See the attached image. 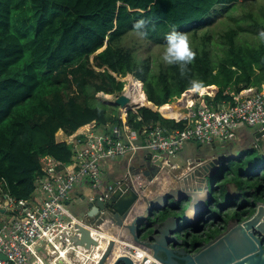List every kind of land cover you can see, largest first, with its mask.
<instances>
[{"label": "trees", "instance_id": "1", "mask_svg": "<svg viewBox=\"0 0 264 264\" xmlns=\"http://www.w3.org/2000/svg\"><path fill=\"white\" fill-rule=\"evenodd\" d=\"M246 1L257 3L256 10L236 6ZM258 2L0 0V177L5 179V191L16 199L30 198L41 175L43 156L70 163L71 146L57 140L59 131L76 136L87 125H119V115L110 113V105L96 95H118L124 87L120 78L131 75L143 82L145 106L124 112L127 125L135 131L155 123L170 130L182 129L183 122L162 117L158 109L191 89V79L203 81L204 88L211 91L215 88L210 86L217 87L213 98H203L211 106L229 99L224 94L227 88L234 93L260 89L264 84V40L259 36L264 31V0ZM140 19L149 21L144 39L133 30ZM173 30L188 34L196 52L184 77L178 66L164 64L160 56L141 60L134 53L144 41L165 45L166 35ZM251 161V150L243 151L236 164L223 166L215 178L218 190L214 188L207 201V211L211 213L212 206L216 209L214 222L226 224L225 211L232 219L243 221L254 213L256 203L264 202V173L260 174L264 167L256 163V170L246 181L241 180ZM235 168L238 194L227 199L226 177ZM221 176L224 184L217 186ZM247 181L252 185L247 186ZM172 207L160 210L157 219H147L148 235L169 215L184 219L186 203L180 201ZM203 214L200 223H188L186 227L192 228L182 233L191 247L222 232L220 227L210 228L216 222L205 230L209 215L202 220Z\"/></svg>", "mask_w": 264, "mask_h": 264}, {"label": "built area", "instance_id": "2", "mask_svg": "<svg viewBox=\"0 0 264 264\" xmlns=\"http://www.w3.org/2000/svg\"><path fill=\"white\" fill-rule=\"evenodd\" d=\"M207 88L201 95L193 92L189 104L181 108L183 115L173 119L184 123L182 129L170 130L155 123L135 131L127 125L123 112L120 124L108 132L95 133V126L90 125L78 135L69 136L65 142L72 149L70 163L43 156L41 175L28 199L12 197L4 189L5 179L0 177V254L6 259H0V264H74L79 247L72 242L77 220L67 204L73 190L83 185L95 191L89 200L95 196L107 200L113 188L103 182L106 163L121 159L132 162L138 153H155L165 158V172H176L180 168L174 159L189 142L225 144L233 141L242 127L264 129V84L260 89L251 87L239 93L227 88L224 94L229 99L215 106L205 105L203 98H213L218 89L214 86L215 91L207 92ZM191 92H184L176 99L178 103ZM131 172L128 170L125 176ZM129 255L134 264H156L138 261L135 250Z\"/></svg>", "mask_w": 264, "mask_h": 264}, {"label": "water", "instance_id": "3", "mask_svg": "<svg viewBox=\"0 0 264 264\" xmlns=\"http://www.w3.org/2000/svg\"><path fill=\"white\" fill-rule=\"evenodd\" d=\"M113 102L120 109L130 107L129 98L123 92L115 96ZM153 106L155 111L157 107ZM254 138L263 143L264 129L258 130ZM149 158L144 172H131L118 181L108 182L113 192L104 202L97 196L81 201L74 214L77 220L74 227L77 233L72 238L74 245L90 251L89 248L97 247L99 242L106 239L102 237L106 230L116 228L131 241L130 251L136 250L133 247L135 244L163 264H264V202L256 203L254 213L249 218L240 222L236 220L234 227H228L224 233L194 252H187L190 246L187 238L182 241L174 236L182 220L173 215L156 223L155 230L148 235L146 220L156 218L160 210L174 207L180 201L189 202L184 219L192 223H197L202 213L204 217L209 214L207 201L215 186V182L210 185L209 181L213 169L219 164L215 157L203 154L184 173L166 172L170 184L162 191V181L159 179L165 172V158L160 155ZM119 181L122 183L119 184ZM211 203L208 202V205ZM114 247L113 240L107 241L96 264H134L129 250L128 255L115 257ZM0 259L6 260L1 254Z\"/></svg>", "mask_w": 264, "mask_h": 264}, {"label": "crops", "instance_id": "4", "mask_svg": "<svg viewBox=\"0 0 264 264\" xmlns=\"http://www.w3.org/2000/svg\"><path fill=\"white\" fill-rule=\"evenodd\" d=\"M183 99L186 101L189 99V96L186 95ZM173 104H177V103H173ZM185 104H187V102ZM110 128H111L110 126H105L102 128L94 127L93 129L95 133H104L110 131ZM86 129H88V125L80 128L76 134L78 135L80 132L85 131ZM256 129L257 128L242 127L237 132L234 140L225 144L213 143L210 145H201L195 142L187 143L177 153V156L174 159V162L180 168L175 173L176 174L184 173L187 170V168L192 163H194L201 155L206 154L210 158L215 157L219 162L216 168H214L212 171V176L214 177L215 175L217 176L218 173L223 170V166L229 167L231 165V162L234 160V157L240 156L243 151L250 149L252 147L254 149V147L258 146L257 148L259 150L261 149L264 152V142L262 143L260 140L255 141L254 137L255 134L258 132V130ZM61 132L62 131H59L57 133L56 135L58 137L57 140L59 142H65L69 136H66L63 132L62 133ZM154 155L157 154L138 153L135 155L132 162H128L126 159H121L112 163H106L103 172V182L108 183L110 181H114V182L118 181L127 174L128 170L132 172H136V171L144 172V170L147 167L148 161L150 159L149 156H154ZM235 174H237V172L234 171L232 175L227 174L228 176L226 177L227 181L225 183L226 184L225 194L227 195V199L229 198V196L233 197L238 194L237 186L233 181V177L235 176ZM162 175L166 176L168 174L166 172H163ZM224 180L225 179L222 177L219 180L217 186H219L220 184H224L223 182ZM169 184H170V177H167V185L163 186L162 191H165L166 188H168ZM214 188L217 189L216 185L214 186ZM94 192L95 191L92 190L89 186L83 185L80 187H76V189H74L70 195V199L67 204L68 211L70 213L76 214L77 208L80 205L81 201L93 197ZM185 203L188 207L189 202L185 201ZM154 230H155V226H153L152 228V231ZM122 239L125 242H130V240L127 237H125V235L122 237ZM125 248L127 249V247ZM125 248L123 249L125 250ZM116 250L120 251L121 247Z\"/></svg>", "mask_w": 264, "mask_h": 264}, {"label": "rangeland", "instance_id": "5", "mask_svg": "<svg viewBox=\"0 0 264 264\" xmlns=\"http://www.w3.org/2000/svg\"><path fill=\"white\" fill-rule=\"evenodd\" d=\"M263 0H259V2L258 3H261ZM256 5H257V3H253V4H251L250 2H248V1H246V2H240L239 4H237L236 6L239 8L240 6H242V8H244V9H253V10H256ZM238 10V9H237ZM236 11H233V10H231V12L230 13H235ZM226 19V18H225ZM227 21H229L228 19H227ZM228 24H230L229 22H227ZM220 27V26H219ZM215 32H217V29H215ZM218 33V32H217ZM135 40H138L137 38H134ZM137 45H141L142 43L140 42V41H137ZM164 46L165 45H157V44H155V43H153V42H146V41H144L143 42V44L141 45V46H139V47H137L136 49H135V51H134V53H135V55L139 58V59H141V60H148V59H151L152 57H155V56H162V54H163V51H164ZM150 75V74H149ZM129 77H133V76H131V75H128V76H126V77H124V81H123V83H124V87H123V90H127L126 89V86L127 85H129V83H130V78ZM134 79H135V81H136V78L135 77H133ZM140 81V80H139ZM141 82V81H140ZM143 83V82H142ZM143 85V84H142ZM142 85H141V89H142ZM127 92V91H126ZM102 93H99V94H97L96 95V97L98 98V100H100L101 102H104V103H106L107 105H110V107H109V111H110V113L111 112H113L114 113V115L115 114H117V115H120L121 113L123 114V112H125V110L124 109H120L117 105H114V102H113V100H114V97L115 96H113V95H110L111 96V98H104V96H102L101 95ZM143 94H144V92H143ZM105 95V94H104ZM145 95V94H144ZM181 98V97H180ZM179 98V99H180ZM173 103H178V100H174V101H172L171 103H170V105H172ZM139 105H142V103L141 104H139ZM136 106H137V104H134V103H131L130 104V107L131 108H136ZM56 138H58L57 136H56ZM203 145H207V144H203ZM249 150H251V153H252V161L245 167V170H244V176H243V178L241 179L242 181H246V178L248 177V175H249V173H253L255 170H256V163L257 164H259L260 166H262V167H264V152L261 150V152H260V150L257 148V147H254V149H253V147L252 148H250V149H247V150H245L244 152L245 153H247ZM259 150V151H258ZM239 158V156H235L234 157V160L231 162V164H236V159H238ZM249 168H250V170H249ZM235 172H237V168H235ZM262 173H264V169H261L260 170V174H262ZM219 174H221V172H219L218 173V175L216 176H212L211 178H210V181H209V184L211 185L214 181H215V178L216 177H218L219 176ZM235 176H237V174H235ZM246 184H247V186L249 185H252V183L250 182V181H247L246 182ZM226 200V199H225ZM212 209H214V210H212L211 211V213L210 214H208L209 216L207 217V219H208V221H207V227L205 228V230L209 227V226H211L213 223H215L214 222V220L213 219H215L216 218V209L214 208V206H212ZM234 212V210L232 211V213ZM190 215V214H189ZM250 216H248V217H245L244 218V220L245 219H247V218H249ZM205 217L203 216L202 217V220L204 219ZM199 219L200 218H197V223L199 222L200 223V221H199ZM223 219H224V221H227V223L226 224H224V223H222V222H216L214 225H212L210 228H218V227H220L221 229H222V232L221 233H224L225 231H226V229L229 227V228H232V227H234L235 225H236V223H235V219H232V217H230L229 216V214L225 211V214H224V217H223ZM188 223H190V224H192V222L191 221H189V220H186V219H183L181 222H180V224L178 225V227H177V229H176V231L174 232V236L177 238V240H182V241H184L187 237H184L183 235H182V233H183V231L185 230V229H191L192 228V226L191 225H188L187 227H186V225L188 224ZM196 224V223H195ZM200 229H202V227L200 228ZM195 229H193V231H194ZM262 239V238H261ZM189 241V240H188ZM207 243V242H206ZM205 242H203V244H206ZM263 243H264V239H263ZM202 244V245H203ZM187 252H189L188 250H187ZM85 255V256H84ZM81 256H83V258H87V259H85V260H82V258L81 257H76V260H75V263L74 264H92V261H91V259H94L93 258V253L91 252V250L90 251H83V253L81 254ZM81 260H80V259ZM91 258V259H90ZM79 259V260H78ZM90 260V261H89ZM149 260H153L152 258H150ZM91 262V263H90ZM149 262H151V261H149Z\"/></svg>", "mask_w": 264, "mask_h": 264}, {"label": "bare ground", "instance_id": "6", "mask_svg": "<svg viewBox=\"0 0 264 264\" xmlns=\"http://www.w3.org/2000/svg\"><path fill=\"white\" fill-rule=\"evenodd\" d=\"M129 78H130L129 79L130 83H129V85L126 86V89H127L126 91L127 92L124 90V94L129 98V101H130L129 104H131V103L137 104L136 108L137 107H141V106H145L144 102H145L146 96L143 94V89H141L142 82H140L138 79H136V81H135V79L133 77H129ZM211 90H212V88H209V87L207 88V92H211ZM204 92H205V90H202V91L197 92V93L199 95H201ZM192 93H193V91L191 93H189L188 96H190ZM101 95L104 96V98H106V99L107 98H111L110 95H106V94L105 95L101 94ZM189 101H190V99H188L186 101L183 99L180 103L172 104V105L169 104L167 107L159 108L158 111L160 112V114L164 118H167V119H179L183 115V113L181 111L182 106L185 105L186 102H187V104H189ZM141 103H142V105H139ZM167 177H168V175H166V176L161 175L160 176L159 181L160 180L162 181V185H161L162 188H163V186L167 185ZM159 181H157V183H159ZM104 234H105V236H102V237H105L106 239H103L102 242H99V245L97 247L89 248L91 250V252L93 253V258H94V259L90 258L91 261H92V264H96V261L98 260L97 258L101 257L102 252L106 248L107 241H110V240H113L114 243H115V246H116V247H114L115 250L113 252L115 257L118 256L119 254L128 255L127 250L130 249L129 245H131V241L130 242H125L122 239L123 236H121V233L116 228L108 229V230L105 231ZM120 247L121 248L127 247V249L126 248H125V250L121 249L120 251L116 250V249H118ZM133 247L136 249L135 252L137 253L136 258H138V261L148 260V261H151V262H155L156 264H163V263L159 262L158 260H156L150 254H148L147 252H145L144 250L139 248L138 246H135V244H133ZM86 250L87 249H85V248L78 247L76 249L77 256L81 257L82 260L87 259V258H83V256H81L83 251H86ZM79 251H80V253H79ZM150 258H152L153 260H149Z\"/></svg>", "mask_w": 264, "mask_h": 264}, {"label": "clouds", "instance_id": "7", "mask_svg": "<svg viewBox=\"0 0 264 264\" xmlns=\"http://www.w3.org/2000/svg\"><path fill=\"white\" fill-rule=\"evenodd\" d=\"M133 30L138 38L140 39L146 38L150 30L149 21L145 19H140L136 21L133 25ZM153 30H154V26H153ZM259 36L262 40H264V31L260 32ZM165 40H166V44L164 46V51L161 56V60L166 65L178 66L180 75L184 77L190 71L189 65L193 64L196 58V52L192 47L189 35L186 33L173 30L166 35ZM189 84L191 85V91L193 92H200L204 89L203 81H200L198 79H191L189 81ZM113 96H117V95H113ZM155 111H157V109H155ZM148 154H152V153H148Z\"/></svg>", "mask_w": 264, "mask_h": 264}, {"label": "flooded vegetation", "instance_id": "8", "mask_svg": "<svg viewBox=\"0 0 264 264\" xmlns=\"http://www.w3.org/2000/svg\"><path fill=\"white\" fill-rule=\"evenodd\" d=\"M233 210H234V209H233ZM233 219H234V218H233ZM243 220H244V218H243ZM227 224H228V223H227ZM220 234H222V233H220ZM220 234H218V235H220ZM218 235H217V236H218ZM185 236H186V235H185ZM217 236H215V237H217ZM187 237H188V236H187ZM215 237H214V238H215ZM187 242H188L189 245H190V246H189V249H187L189 252H190V250H198V249L200 248V246H198V247H197V246H196V247H191V243H190L189 241H187ZM208 242H209V241H208ZM201 246H202V245H201ZM263 247H264V243H263Z\"/></svg>", "mask_w": 264, "mask_h": 264}]
</instances>
